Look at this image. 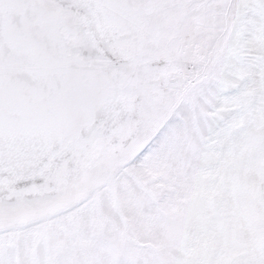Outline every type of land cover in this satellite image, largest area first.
<instances>
[{"label": "snow or ice", "instance_id": "1", "mask_svg": "<svg viewBox=\"0 0 264 264\" xmlns=\"http://www.w3.org/2000/svg\"><path fill=\"white\" fill-rule=\"evenodd\" d=\"M0 264H264V0H0Z\"/></svg>", "mask_w": 264, "mask_h": 264}]
</instances>
